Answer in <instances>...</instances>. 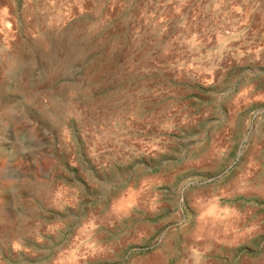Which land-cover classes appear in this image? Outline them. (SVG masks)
Returning <instances> with one entry per match:
<instances>
[{
    "label": "rangeland",
    "instance_id": "374dc122",
    "mask_svg": "<svg viewBox=\"0 0 264 264\" xmlns=\"http://www.w3.org/2000/svg\"><path fill=\"white\" fill-rule=\"evenodd\" d=\"M0 264H264V0H0Z\"/></svg>",
    "mask_w": 264,
    "mask_h": 264
},
{
    "label": "bare ground",
    "instance_id": "6f19581e",
    "mask_svg": "<svg viewBox=\"0 0 264 264\" xmlns=\"http://www.w3.org/2000/svg\"><path fill=\"white\" fill-rule=\"evenodd\" d=\"M246 173V172H245Z\"/></svg>",
    "mask_w": 264,
    "mask_h": 264
}]
</instances>
